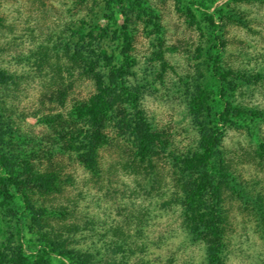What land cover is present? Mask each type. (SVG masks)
Wrapping results in <instances>:
<instances>
[{
    "label": "rangeland",
    "instance_id": "374dc122",
    "mask_svg": "<svg viewBox=\"0 0 264 264\" xmlns=\"http://www.w3.org/2000/svg\"><path fill=\"white\" fill-rule=\"evenodd\" d=\"M124 3L125 10L114 0L80 5L72 0H0V68L15 77L0 88V130L13 129V140L26 156L62 174L61 194L35 198L37 206L56 214L40 233L26 227L25 249L38 248L37 238L46 236L89 252L93 264H209L205 246L183 222L186 175L172 157L198 150L200 125L213 123L200 114L201 91L216 111L222 108L219 87L225 85L232 108L259 116L225 123L216 148L223 264H264V0ZM208 15L215 18L214 30ZM124 25L133 61L126 85L161 141L153 169L133 163L131 138H119L112 127L111 145L99 152L98 174L85 171L73 153L56 150L49 159L46 138L52 139L58 123L47 119L66 114L94 90L66 47L76 44L80 30L87 34L94 29L96 35L98 28L106 29L96 46L118 65ZM217 55L222 72L234 75L223 83L212 78ZM123 108L134 113L130 105ZM2 137L6 144L9 137ZM28 140L34 141L33 150L26 148ZM1 217L0 243L12 230L9 218ZM51 264H60L59 257L52 256Z\"/></svg>",
    "mask_w": 264,
    "mask_h": 264
},
{
    "label": "trees",
    "instance_id": "16d2710c",
    "mask_svg": "<svg viewBox=\"0 0 264 264\" xmlns=\"http://www.w3.org/2000/svg\"><path fill=\"white\" fill-rule=\"evenodd\" d=\"M72 1L80 5L87 0ZM110 1L108 0V3ZM114 1L123 10L127 7L124 0ZM206 20L210 29L217 28L212 15H208ZM2 25L3 18L0 17V26ZM122 29L120 49L122 62L118 65L113 63V58L107 54L106 49L100 45L96 46V40L102 41L107 35L106 29L98 28L99 33L96 35L94 29L87 34L80 30L77 32L76 44L72 48L66 47L67 51L72 52L71 57L77 67L92 80L94 90L85 100L74 103L66 114L47 119V123H58V127H55L58 131L54 133L52 139L46 138L48 142L45 155L49 159L56 150L61 154L73 153L85 171L98 174L99 152L111 145L108 128L112 127L119 138H131L133 149L130 154L133 163L146 164V170L153 169L161 141L158 134L152 131L142 111L136 109L138 97L126 85L125 78L133 61L128 54L130 46L127 27L124 25ZM85 38L89 41H85ZM121 38L117 40L120 41ZM219 64V56H214L212 78L223 83L228 76L234 75L222 72ZM101 68L107 70L106 74L102 73ZM235 77L241 78L239 75ZM14 80L12 74L0 68V88L3 89ZM201 92L200 96L203 99L200 97V114L209 115L213 123L200 125L198 150L188 155L174 156L172 160L175 168L186 175L181 188L183 222L192 235L205 246L208 263L223 264L220 182L214 176L217 170L214 165L216 148L225 123L244 120L246 117L254 119L259 114L232 108L226 99L225 85L219 87V102L222 106L220 110L211 111L208 96ZM197 101L194 99V106L199 104ZM124 104L130 105L134 113H126ZM1 130L4 133L0 136V206L5 208L4 211H0V219L2 215L3 219L8 217L12 230L6 240L0 243V264H51L52 256L59 257L60 264H93L89 252L73 249L64 243L52 242L46 236L38 237V248L29 246L27 252L24 242L26 227L40 233L44 229V222L56 214L47 207L37 206L35 198L61 194L62 174L51 164L41 168L32 161L33 157L26 156V149L22 151L13 140L15 133L13 129L6 132L1 126ZM2 135L9 137L6 144ZM24 144L26 148L28 146L31 149L35 148L33 140L24 141ZM260 155H264V144L260 145ZM17 202L19 207H16Z\"/></svg>",
    "mask_w": 264,
    "mask_h": 264
}]
</instances>
